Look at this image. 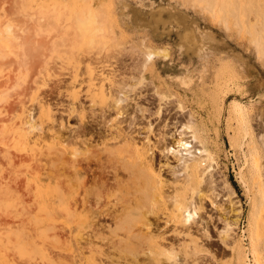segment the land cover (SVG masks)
I'll list each match as a JSON object with an SVG mask.
<instances>
[{"label": "rangeland", "instance_id": "1", "mask_svg": "<svg viewBox=\"0 0 264 264\" xmlns=\"http://www.w3.org/2000/svg\"><path fill=\"white\" fill-rule=\"evenodd\" d=\"M8 1L4 0L8 3L6 4L2 0L3 8L0 6L2 8H0V26L3 27H0V51L3 50V53L0 52V65H4L0 66L3 71L0 74L3 73L8 82L7 86H3L1 90L12 92L14 95L10 103L17 104V100L14 101L17 99L15 96L21 93L19 98L21 97L28 108L32 106L29 102L30 94L36 84L41 83L38 71L45 59H48L49 71L55 74L59 73L61 64L65 67L64 76L60 77L63 80L58 87L60 89L69 87L68 72L72 59L67 55L69 58H63V54L69 53V44L54 45L51 41L54 38H58L59 41L64 38L70 40L71 34L77 27L72 17L75 13L82 15L83 7L88 1L92 9L98 13L99 18L96 24H89L93 30H90L88 36H93L95 31V41L99 42L102 39L113 41L110 48L107 46L102 52H112L117 59L111 60L113 64L111 68L103 69L95 58L89 60L88 57H82L81 71L85 69V63L90 61L104 73H119L120 77H118L125 79L127 85L137 83V78L144 76L142 78L144 85L136 84L135 89L139 88L142 93L145 90L162 92L168 96L166 99H169L161 102L162 105H166L162 109V111L165 109L166 114H162L161 118L153 116L154 118L150 121L158 120L155 125L161 127L165 118H168L166 121L172 130L178 121L177 127L192 118L197 136L206 144L216 160L215 168L209 175L214 178V182L212 180L214 188H210V191L214 190L212 199L215 198L214 202L218 204L214 206L211 202L204 200L205 208L201 213L207 225L209 237L193 227L194 235L200 237L199 240L205 248L204 259L200 261V264H258V261L264 264V0ZM6 5L7 7L10 5L9 11L6 10ZM10 7L13 11L9 9ZM9 12H12L10 16ZM6 15L9 18L5 17ZM2 17L9 23L3 21ZM2 29H5L7 33ZM15 34H18V41L28 39L29 43L24 44L26 47L19 45L11 52L8 49L9 41L6 42L7 45L4 42L10 40L7 38ZM17 37L12 41H17ZM37 40H44L47 44L38 49L35 43ZM142 48L159 52L156 55L158 58L155 57L154 68H148L149 62L145 64V54L141 53ZM166 49L169 52L167 58L161 55V52ZM24 51L28 54H24ZM58 52L61 54L60 58ZM31 54L40 56L34 59L35 66L27 76L25 71L20 72V68L21 63L25 62ZM135 62L142 66L145 64V67L135 69L133 67ZM24 74L27 80L24 79ZM7 76H11V79ZM177 77H182L189 83L183 84ZM23 80L28 83L25 84ZM57 81L58 78L53 77L49 87L45 89L47 93L51 90L48 101L52 104L56 101L67 104L69 98L66 95L63 97L58 95L55 84ZM75 85L77 88L81 84ZM23 91L26 92L22 95ZM156 99L155 97L152 110L157 108L158 99ZM176 101L185 106L186 112L185 109L179 108ZM237 103L241 104L245 110L246 121L244 122L239 120L235 113ZM15 104L13 111L16 107L15 112H20V103ZM62 117L65 124L68 123L66 125L69 126L66 115ZM9 120H12L11 115L5 119L6 122ZM13 120L15 122L16 119L13 118ZM16 122L18 124V121ZM58 126L57 123L54 125L56 128ZM63 133L69 134V131L63 130ZM4 136L6 135L1 130L0 139L7 138ZM6 141L9 146L11 140L7 138ZM13 143L15 148L9 149L17 154L14 150H18L19 145L15 140ZM18 154L17 156L21 155ZM169 158L173 159L170 162L173 163L172 165L176 164L173 156ZM157 159L165 162L164 158ZM6 166L7 170L11 167L2 160L0 169ZM13 171L24 172L20 161L15 162ZM165 171L163 174L170 182L173 180L180 183L184 180L185 174H181V177L178 175L180 177L178 180L173 179L172 174ZM20 180L21 178L18 181L22 184L23 181ZM38 185L44 194H52L56 190L57 182L39 181ZM47 186L53 188L48 187V189ZM208 187L205 185V189ZM5 188V191L0 190V208L4 210L15 208L18 215L0 216V264H26L31 260L35 264H69V211H67L66 201H57L56 211L47 216L45 221L42 219L44 212H37L33 203L29 202L32 210L30 215L24 218L26 213H21L24 203L21 198L17 199L19 190L13 187ZM172 188L175 189L172 184L169 185L167 191L165 190L166 194L172 195L176 191ZM140 194L143 193L140 192ZM225 196L229 198L225 199ZM154 202L152 197H144L141 199L140 208L152 207ZM16 205L22 208L18 210ZM236 217L238 220L233 224L232 220ZM151 220L157 225L153 216ZM51 222L57 226L54 230L47 227V224ZM226 222L233 224V228L230 231V237L222 243L221 232ZM4 224L8 228H3ZM158 224L163 226L164 222L160 221ZM172 229L173 226L169 225L163 231L169 240L164 242L165 246L169 247L173 241L175 246L179 243V247L182 248L183 242L190 241L187 235L176 239ZM154 231L159 232L157 227H154ZM34 232L38 235L33 234ZM148 247L149 245L146 244L145 250ZM99 256L106 264L104 255ZM180 258L181 264H185L186 261L190 264L194 263L189 258L183 259V254H180ZM184 260L186 261L182 263ZM140 261L146 262L148 257L140 256Z\"/></svg>", "mask_w": 264, "mask_h": 264}, {"label": "bare ground", "instance_id": "2", "mask_svg": "<svg viewBox=\"0 0 264 264\" xmlns=\"http://www.w3.org/2000/svg\"><path fill=\"white\" fill-rule=\"evenodd\" d=\"M1 2L2 0H0L2 7ZM6 2L9 1L6 0ZM6 2L3 0V3ZM10 3L12 4V1ZM5 7L8 10L7 5ZM11 13L9 12V16ZM9 16L5 17L9 18ZM98 20V13L86 1L83 14L75 13L72 17L77 27L71 34L70 40L64 38L59 41L58 38L53 37L51 41L54 45L69 44V53L63 54V58L67 59L69 58L67 56H70L72 59L69 63L68 88L58 87L63 80L60 77L64 76L65 67L61 64L59 73L55 74L49 71L48 59H45L38 71L41 83H37L35 89L31 91V96L29 95L30 98L28 96L32 106L28 108L21 97L19 98L21 93L17 94L18 96H15L17 99L14 101L17 100L16 103H20L21 111L15 112V106L13 111L15 103H10L14 95L12 92L1 90L3 86H7L8 82L3 73L0 74V132L2 130L6 135L4 137L11 140L8 146L7 138L0 139V162L4 160L11 165L8 170L7 166L0 169V190L5 191V187L19 190V197L16 195V198L18 197V200L21 198L24 203L23 211H20L26 213L24 218L28 217L32 210L29 202L33 203L37 212H44L42 213L44 216L41 215L45 221L47 216L56 211L57 201H66L67 211H69V264H105L99 255H104L106 264H164V262L165 264L167 262L181 264L180 254H183V259L186 257L195 264H200V261L204 259L205 248L199 240L200 237L194 235L193 227L209 237V231L201 213L205 208L204 200L217 206L215 205L217 202H214L215 198L212 199L214 190L210 191V188L214 186V178L209 175L215 168L216 160L206 144L197 136L192 118L182 122L178 127L179 121H175L177 123L172 130L166 119L161 127H156L155 122L150 121V117L161 118L166 112L165 109L162 111L166 105H162L161 102L163 103L168 96L162 92L152 91L158 99L156 110L139 103L142 92L139 88H135L136 84L144 85L142 79L144 76L138 77L137 83L127 85L125 79L119 78V73H104L90 61L85 63V69L81 71L82 57H88L89 60L95 58L103 69L111 68L113 65L111 60L117 59L112 52H102L107 46L110 48L113 41L105 39L95 41V31L93 36H88L90 30H93L89 24H96ZM3 21L9 23L4 19ZM18 30L20 33V29ZM17 35L13 37L16 38ZM13 37H8L7 39L10 40L7 41L2 37L4 43L9 41L8 49L11 52L19 45L23 47L24 44L29 43L28 39L18 41V37L17 41H12ZM35 43L38 49L47 44L44 40H37ZM142 49L141 53L145 54V64L149 62L148 68H154L155 57L159 52ZM59 53L58 56L61 55ZM161 55L167 58L168 50H163ZM38 56L40 55L31 54L25 62L21 63L22 67L19 71L21 73L25 71L28 76L35 66L33 61ZM145 64L142 66L135 62L133 67L140 69L145 67ZM1 68L0 72H3ZM53 77L58 78L55 82L58 95L62 97L66 95L69 103L56 101L52 104L48 101L51 90L49 89L47 93L45 89L49 87ZM177 78L183 84L189 83L182 77ZM76 83L81 84L80 87L76 88ZM153 86L155 89V85ZM25 92L23 91L22 95ZM137 94H139L138 97ZM132 102L136 103V106L130 111ZM177 104L186 112L182 103ZM235 113L239 120L246 121V113L241 104H236ZM9 115L12 116V120L6 122L9 117L6 121L5 119ZM63 115L69 119V126H67L68 123L65 124ZM138 117L146 118V124L142 123ZM13 118L16 119L15 122L18 121L17 125L14 124ZM67 119L66 122H68ZM56 123L59 124L58 128L54 127ZM63 130H68L69 134H64ZM14 140L19 145L18 150H14L17 154H21H18L19 156L9 149L15 148ZM5 146L8 148L4 149ZM169 156L174 157L176 164L170 163L173 159ZM158 157L164 158L165 162H161L157 159ZM17 161H20L24 172L13 171ZM165 170L172 174L173 179L180 180L181 174H185L184 180L180 183L168 181L163 174ZM19 178L23 181L22 184L18 181ZM39 181L57 182L55 192L44 194L38 185ZM171 184L175 188L172 189L176 191L168 195L166 189ZM205 185L209 187L205 189ZM140 192L143 194L141 195ZM142 196L152 197L155 200L154 205L141 209V199L144 198ZM227 196L224 198H229ZM18 200L15 202L18 203ZM18 208L20 210L22 207L18 206ZM14 209L0 208V216L18 215ZM237 209L235 211L238 214ZM151 216L155 218L157 225L151 220ZM237 220V217L234 218L232 223L235 224ZM160 221L164 222L163 226H159ZM233 224L226 222L222 232L220 230L222 243L230 237ZM169 225L173 226L172 232L176 239L182 235L190 237V241L183 242L182 248L179 247V243L175 246L173 241L169 247L165 246L164 242L169 240L163 231ZM47 227L51 230L57 228L54 222L47 224ZM154 227H157L159 232L155 233ZM3 228L8 226L4 224ZM33 234L38 235L37 232ZM52 234L54 235V232ZM146 244L149 245L147 250H145ZM140 256L148 257V261L141 262ZM26 264H35V262L31 260ZM258 264L261 262L258 261Z\"/></svg>", "mask_w": 264, "mask_h": 264}, {"label": "flooded vegetation", "instance_id": "3", "mask_svg": "<svg viewBox=\"0 0 264 264\" xmlns=\"http://www.w3.org/2000/svg\"><path fill=\"white\" fill-rule=\"evenodd\" d=\"M153 92H152V90L151 91H147V90H145V91H143V93H141L140 95V97H139V100H138V102L139 103H141V104H143V105H148V107L149 108H152L154 105H155V102H154V100H155V97H154V95L152 94ZM139 96V94H137V97ZM136 101V100H135ZM149 101V102H148ZM131 104V111H132V108H134L135 106H136V103H130ZM134 105V106H133ZM154 117L152 116L150 119H153ZM138 119L142 122V123H144L145 124V121H146V118H144V119H142L141 117H138ZM149 119V118H148ZM166 120H168V118H165ZM154 122H158V120L156 121V120H154Z\"/></svg>", "mask_w": 264, "mask_h": 264}]
</instances>
